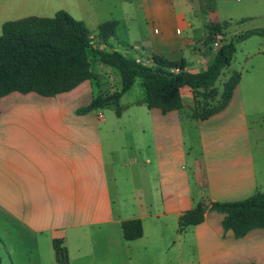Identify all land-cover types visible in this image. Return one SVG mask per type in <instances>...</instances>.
Wrapping results in <instances>:
<instances>
[{
    "label": "crops",
    "instance_id": "obj_1",
    "mask_svg": "<svg viewBox=\"0 0 264 264\" xmlns=\"http://www.w3.org/2000/svg\"><path fill=\"white\" fill-rule=\"evenodd\" d=\"M68 1L74 8L91 5V0ZM94 1L110 17L102 23H117L101 50L140 61L151 62L152 55L184 60L188 72L202 71L214 57V49L198 48L208 38L209 21L201 12L210 0ZM83 9L78 17L65 12L84 24ZM254 56H264V49ZM89 63L92 78L70 92L55 97L13 92L0 100V243L7 257L57 264L52 241L61 239L68 264H120L131 255L137 261L145 255L150 232L158 247L175 245L162 235L172 222L178 241L191 238L196 255L191 264H264V229L235 239L222 229L223 215L207 210L202 223L178 230L179 218L200 204L209 209L213 202L264 192L255 178L249 180V145L217 144L211 137L225 131H207L227 112L242 76L227 109L206 120L192 118L188 87L180 89L182 108L163 114L147 108L145 91L140 98L127 97L132 86L118 100L120 115L111 106V119L103 115L100 121L98 110L78 111L99 94L119 92L120 75L113 85L116 73H102L97 66L102 63L93 57ZM183 98L191 102L189 111ZM188 120L199 131H189L197 143L188 144L187 153L190 140L180 127ZM194 147L200 156L193 158L189 175L186 165ZM131 219L141 221L143 236L126 241L121 223Z\"/></svg>",
    "mask_w": 264,
    "mask_h": 264
},
{
    "label": "trees",
    "instance_id": "obj_2",
    "mask_svg": "<svg viewBox=\"0 0 264 264\" xmlns=\"http://www.w3.org/2000/svg\"><path fill=\"white\" fill-rule=\"evenodd\" d=\"M227 26V22L209 25L207 39L223 34ZM116 27L115 22L100 24L96 35L99 42L96 44L86 26L65 11H58L52 17L30 16L3 23L0 35V100L13 92L55 97L72 91L92 78L91 54L103 65L119 72L121 90L111 95L99 94L87 107L80 109L79 114L113 106L119 116L118 100L133 86L136 78L142 79L147 108L166 114L182 108L180 89L183 87L193 91V99L198 91H202V98L206 101L215 97L213 86L221 72L230 67L236 45L252 36L264 37V29L239 34L219 46L206 68L192 73L184 70V60L168 61L152 55L150 64L146 65L144 61L136 62V59L118 52L99 49V45H106L114 35ZM240 79V74L233 72L223 83L218 104L201 110L194 106L193 117L206 120L226 109ZM204 208L200 204L186 211L178 220L179 232L202 223ZM208 210L223 215L222 229L232 232L235 239L243 238L251 230L264 229V192H257L241 201L213 202ZM121 229L126 241L143 236L139 219L123 221ZM52 248L57 264L69 263L61 239H54Z\"/></svg>",
    "mask_w": 264,
    "mask_h": 264
},
{
    "label": "rangeland",
    "instance_id": "obj_3",
    "mask_svg": "<svg viewBox=\"0 0 264 264\" xmlns=\"http://www.w3.org/2000/svg\"><path fill=\"white\" fill-rule=\"evenodd\" d=\"M90 2L91 5H88L86 2V5L84 4L83 7L74 8V6L69 4L68 0H0V23L30 16L52 17L59 10L71 12L75 17H78L76 12H81L84 8L85 13H81L79 18H84L85 26L91 32L92 37H95L99 24L104 19L108 18L107 20H109L110 17L107 16V10L99 6L97 1L91 0ZM204 5L205 7L202 8L201 14L202 16H206L209 25L227 22L229 26L223 29V34L221 33L209 38L205 42L204 40L200 41L199 44L202 47L197 46L198 48L214 49L216 51L223 42H227L239 34L253 29H264V0H243L240 2H234V0H210ZM178 10L182 14V9L178 8ZM203 42L205 45H203ZM215 42L218 44L217 47H214ZM118 48L121 49L122 47ZM263 49L264 37L259 36H252L237 44L236 53L230 67L221 72L220 77L213 86L216 96L206 101L202 98V91H198L194 95L192 105L188 98H183L185 111L190 110L192 112L191 116L194 118L193 111L195 107L201 110L203 108H212L218 104L223 83L233 72H238L242 76L239 90L236 92V96L232 100L227 112L214 118L212 125L210 124L207 131H225L222 135L212 136L211 142L232 144L234 146L249 145V180L255 178L260 186H264V56H254V54L257 50ZM122 51L124 52L125 50L123 49ZM89 55L91 58L92 55ZM97 66L103 70L101 71L102 73L110 71L116 73L117 77L111 83L113 85L119 83V74L116 69L102 64H97ZM191 72L197 73V71ZM143 91L142 79L137 78L127 97L131 99L140 98L144 94ZM93 92L96 94L97 88H93ZM188 107L189 110L187 109ZM97 113H102L106 121H108L111 119L112 114H114V109L109 106L98 110ZM173 123L174 121L171 120V124ZM197 126L195 122L189 120L185 121V125L181 124L180 131H187L186 140H190L185 141L187 153L189 149L188 144L192 143V145H195L197 143L195 132H189L199 131V129H196L199 128ZM226 131L231 132L227 133ZM199 151L197 147H194V150L188 154L189 159L187 160L186 170L189 175H191L190 171H193L192 160L200 156ZM201 205L203 207L207 206ZM176 229V225L169 222L162 230V235L167 242H172V244L175 242V245L168 248L163 246L162 248L158 247L157 240L152 238L154 233L150 232L147 237V241L150 243L147 249H145V255H141L140 253L137 261L131 255V259L126 258V261L124 260L125 262L122 261L120 264L194 263L196 255L195 250L191 248V238L186 236L185 242L183 240L178 241ZM25 259L15 256V258L10 260L5 254L3 245L0 243V264H41L30 261L28 263ZM42 264L49 263L43 261Z\"/></svg>",
    "mask_w": 264,
    "mask_h": 264
},
{
    "label": "built area",
    "instance_id": "obj_4",
    "mask_svg": "<svg viewBox=\"0 0 264 264\" xmlns=\"http://www.w3.org/2000/svg\"><path fill=\"white\" fill-rule=\"evenodd\" d=\"M236 2H240L239 0H236ZM218 46V44L215 42L214 43V47H217ZM136 62H141L140 60H138V59H136ZM144 63L146 64V65H149L150 64V62L149 61H144ZM174 71H177V70H174ZM98 119L101 121V120H103V114L102 113H98Z\"/></svg>",
    "mask_w": 264,
    "mask_h": 264
},
{
    "label": "water",
    "instance_id": "obj_5",
    "mask_svg": "<svg viewBox=\"0 0 264 264\" xmlns=\"http://www.w3.org/2000/svg\"><path fill=\"white\" fill-rule=\"evenodd\" d=\"M208 210V207L204 208V212H206Z\"/></svg>",
    "mask_w": 264,
    "mask_h": 264
}]
</instances>
